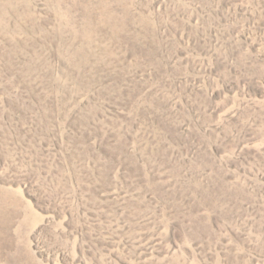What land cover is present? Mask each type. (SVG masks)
<instances>
[{
	"label": "rangeland",
	"instance_id": "374dc122",
	"mask_svg": "<svg viewBox=\"0 0 264 264\" xmlns=\"http://www.w3.org/2000/svg\"><path fill=\"white\" fill-rule=\"evenodd\" d=\"M0 264H264V0H0Z\"/></svg>",
	"mask_w": 264,
	"mask_h": 264
}]
</instances>
